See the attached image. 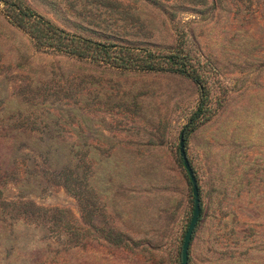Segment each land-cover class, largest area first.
Here are the masks:
<instances>
[{
    "label": "rangeland",
    "instance_id": "obj_1",
    "mask_svg": "<svg viewBox=\"0 0 264 264\" xmlns=\"http://www.w3.org/2000/svg\"><path fill=\"white\" fill-rule=\"evenodd\" d=\"M25 1L95 41L183 47L209 99L190 264H264V0ZM200 100L181 73L39 48L0 4V264H181Z\"/></svg>",
    "mask_w": 264,
    "mask_h": 264
},
{
    "label": "trees",
    "instance_id": "obj_2",
    "mask_svg": "<svg viewBox=\"0 0 264 264\" xmlns=\"http://www.w3.org/2000/svg\"><path fill=\"white\" fill-rule=\"evenodd\" d=\"M0 4L5 5L6 15L9 20L17 27L27 31L39 48L67 54L71 57L83 60L106 61L122 70H142L147 72L168 70L181 73L193 79L197 85L200 86L201 100L182 131L185 136V145L188 143L190 134L201 125L203 118L208 114V91L203 82L202 75L192 66L190 56L187 53H183L184 50L182 46L164 53L162 51L156 52L148 48L119 44L117 42L107 43L95 41L90 38L72 34L60 26H57L35 11L25 0H0ZM181 160L184 164L182 156ZM189 161L198 180L196 169L190 159ZM199 188L201 219L203 202L200 184Z\"/></svg>",
    "mask_w": 264,
    "mask_h": 264
},
{
    "label": "water",
    "instance_id": "obj_3",
    "mask_svg": "<svg viewBox=\"0 0 264 264\" xmlns=\"http://www.w3.org/2000/svg\"><path fill=\"white\" fill-rule=\"evenodd\" d=\"M185 146H186L185 136H184V132H182L180 136V154L183 158L184 165L188 171L192 183L194 209H193L192 218L190 220L189 226L186 230L183 240V245L181 250V264H189V252H190L191 242L201 215V198H200L199 183L195 175L194 169L191 166L190 161L188 159Z\"/></svg>",
    "mask_w": 264,
    "mask_h": 264
}]
</instances>
